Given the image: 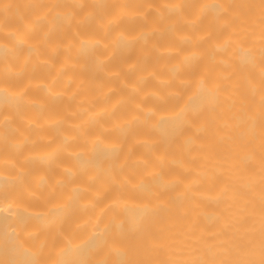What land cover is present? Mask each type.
Wrapping results in <instances>:
<instances>
[{
    "label": "bare ground",
    "instance_id": "1",
    "mask_svg": "<svg viewBox=\"0 0 264 264\" xmlns=\"http://www.w3.org/2000/svg\"><path fill=\"white\" fill-rule=\"evenodd\" d=\"M0 264H264V0H0Z\"/></svg>",
    "mask_w": 264,
    "mask_h": 264
}]
</instances>
